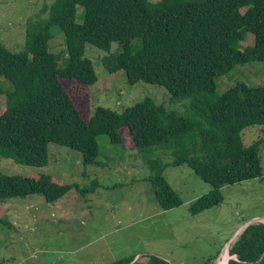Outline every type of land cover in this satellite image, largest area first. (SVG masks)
I'll list each match as a JSON object with an SVG mask.
<instances>
[{"label": "trees", "instance_id": "obj_1", "mask_svg": "<svg viewBox=\"0 0 264 264\" xmlns=\"http://www.w3.org/2000/svg\"><path fill=\"white\" fill-rule=\"evenodd\" d=\"M53 27L63 33L59 54L48 51ZM248 33L253 44L242 48ZM113 43L117 53L102 59L109 74L123 71L129 85H157L173 99L189 100V116L144 98L121 114L87 109L86 119L71 95H86L97 82L85 47L109 52ZM255 62L264 63V0H52L26 20L22 52L0 44V80L7 84L0 86V157L42 169L54 144L79 152L86 168L97 165V138L106 136L114 146L137 151L149 170L143 181L161 210L182 203L164 176L168 166L185 165L209 184L211 190L189 206L196 216L223 201V186L262 176L261 142L246 147L241 132L264 125V87L237 82L217 95L215 82ZM160 153L171 155V162ZM97 188L96 179L80 186L40 171L0 172V204L33 196L53 204L71 191L85 198ZM0 224L14 228L1 210ZM263 253L264 223H250L230 246L228 264H256ZM135 263L169 264L153 255Z\"/></svg>", "mask_w": 264, "mask_h": 264}, {"label": "rangeland", "instance_id": "obj_2", "mask_svg": "<svg viewBox=\"0 0 264 264\" xmlns=\"http://www.w3.org/2000/svg\"><path fill=\"white\" fill-rule=\"evenodd\" d=\"M51 1L0 0V44L13 54L22 52L26 20ZM51 33L48 51L59 54L64 49L63 33L57 27ZM252 44L249 33L240 43L242 48ZM117 51V43L109 52L91 45L85 47L84 55L92 63L97 82L89 88L90 93L71 95L86 119L87 109L92 113L102 107L121 114L144 98L177 116H189V100L173 99L161 86L144 82L129 85L123 71L109 74L102 59ZM215 82L217 95L237 82L264 87V63L237 66ZM0 86L7 84L2 81ZM68 91L75 89L71 86ZM241 138L246 147L261 142L262 176L223 186V201L196 216L190 215L189 206L211 190L209 184L185 165L168 166L164 176L182 203L175 209L161 210L143 181L149 170L137 151L114 146L106 136L97 138V165L86 168L79 152L54 144L48 146V164L42 169L0 157V172L4 175L24 176L40 171L80 186H87L94 179L99 183V188L85 198L71 191L53 204L45 203L40 196L2 203L4 220L16 224L19 233L0 224V264H113L122 258L134 256L136 261L146 255L169 264H217L225 248L229 254L245 225L264 223V125L244 129ZM160 154L165 162H171V155ZM15 204L22 210L26 207V214H33L35 219L17 217L13 212ZM231 259L234 257L229 255L228 261Z\"/></svg>", "mask_w": 264, "mask_h": 264}, {"label": "crops", "instance_id": "obj_3", "mask_svg": "<svg viewBox=\"0 0 264 264\" xmlns=\"http://www.w3.org/2000/svg\"><path fill=\"white\" fill-rule=\"evenodd\" d=\"M11 207H12V206H11ZM18 207H19V205H16V204L13 206V212H16V214H17L16 216H17V217H24L25 220H26V218H27L28 220H31V221H33V220L35 219V216H32L33 214H31V215H27V214H26V212H27V208H26V207H24L23 210H22L21 207H19V208H18ZM0 210H1L2 214L5 213V209H3V207L1 206V204H0ZM12 226L14 227V228H13L14 230L18 228V227L16 226V224H13ZM15 232H16V233H19V232L16 231V230H15ZM95 241H96V240H95ZM90 243H91V241L89 242V244H90ZM129 264H136V263H135V261H132V262L129 263Z\"/></svg>", "mask_w": 264, "mask_h": 264}, {"label": "bare ground", "instance_id": "obj_4", "mask_svg": "<svg viewBox=\"0 0 264 264\" xmlns=\"http://www.w3.org/2000/svg\"><path fill=\"white\" fill-rule=\"evenodd\" d=\"M264 220V219H263ZM239 232V231H238ZM237 232V233H238ZM239 235V234H238ZM223 258V259H222ZM227 258H229V254H228V251H227V248H225V250H224V252L222 253V255H221V258H220V260L222 259V264H227V261H228V259ZM227 259V260H226ZM219 260V261H220ZM219 261H218V263L217 264H219ZM226 261V262H225Z\"/></svg>", "mask_w": 264, "mask_h": 264}, {"label": "water", "instance_id": "obj_5", "mask_svg": "<svg viewBox=\"0 0 264 264\" xmlns=\"http://www.w3.org/2000/svg\"><path fill=\"white\" fill-rule=\"evenodd\" d=\"M262 223V222H261ZM247 225H245V227L239 232V234L246 228ZM264 256V253L263 255L259 258V260L256 262V264H258L260 262V260L263 258ZM228 264V263H227Z\"/></svg>", "mask_w": 264, "mask_h": 264}]
</instances>
